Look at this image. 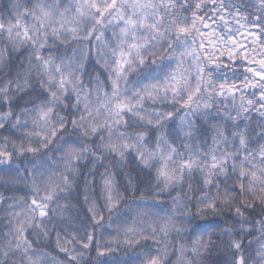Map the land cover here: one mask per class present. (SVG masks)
<instances>
[{
    "label": "clouds",
    "instance_id": "obj_1",
    "mask_svg": "<svg viewBox=\"0 0 264 264\" xmlns=\"http://www.w3.org/2000/svg\"><path fill=\"white\" fill-rule=\"evenodd\" d=\"M256 73L264 0H0V264H264Z\"/></svg>",
    "mask_w": 264,
    "mask_h": 264
},
{
    "label": "snow or ice",
    "instance_id": "obj_2",
    "mask_svg": "<svg viewBox=\"0 0 264 264\" xmlns=\"http://www.w3.org/2000/svg\"><path fill=\"white\" fill-rule=\"evenodd\" d=\"M258 79H264V74L256 73ZM41 215H44L43 211H41Z\"/></svg>",
    "mask_w": 264,
    "mask_h": 264
}]
</instances>
